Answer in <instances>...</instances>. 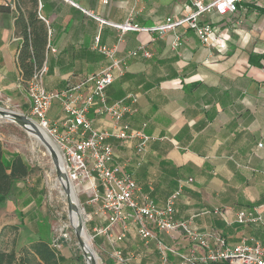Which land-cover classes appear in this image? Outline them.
Here are the masks:
<instances>
[{
    "label": "crops",
    "instance_id": "1",
    "mask_svg": "<svg viewBox=\"0 0 264 264\" xmlns=\"http://www.w3.org/2000/svg\"><path fill=\"white\" fill-rule=\"evenodd\" d=\"M71 1L37 0V15L47 28L44 87L62 90L108 64L93 47L98 36L122 60V73L114 71L106 88L107 101L130 106L123 121L151 136L142 156L136 153V139H108L140 192L163 205L180 187L174 219L189 222L191 231H215L230 244L251 238L264 244V227L232 221L238 210L251 207L264 219V0H238L234 13L203 15L222 30L224 48L202 43L185 23L158 32L167 17L183 16L190 0ZM21 14L26 18L28 12ZM17 15L0 13V94L22 111L28 101L16 60L21 42ZM129 16L140 29L120 34L112 24ZM141 45L150 57L128 56ZM89 115L95 128H111L108 117L95 116L93 110ZM47 116L61 121L64 113L54 102ZM92 222L91 229L105 225L97 218ZM123 230L114 246L127 264H161L159 243L167 248L168 264L180 263L177 252L202 251L181 232L141 239L131 220ZM118 231L114 226L112 232ZM99 237L97 245L111 257L113 245Z\"/></svg>",
    "mask_w": 264,
    "mask_h": 264
},
{
    "label": "built area",
    "instance_id": "2",
    "mask_svg": "<svg viewBox=\"0 0 264 264\" xmlns=\"http://www.w3.org/2000/svg\"><path fill=\"white\" fill-rule=\"evenodd\" d=\"M12 1L0 0L9 3L10 6ZM65 1L72 3L71 0ZM187 8V12L180 18L167 17L164 24L157 26L158 32L163 33L185 23L202 43L216 45L219 48L226 47L222 30L203 20V15L210 12H215L219 16L234 13L238 8V0H212L206 4L202 0H190ZM130 17L121 23L112 24L120 34L140 29ZM178 44L179 39L175 36L173 45ZM93 47L109 59L108 64L97 72L88 74L77 84L62 90H47L43 85L46 66L41 64L35 67L24 86L28 109L25 112L19 110L33 120L51 140L62 161L64 176L61 179L70 182L77 195L81 194L79 200L80 197H84V201L81 202L83 206L91 207L88 222L94 218L105 222V225H96L91 229L92 238L104 236L113 245L111 258L114 263L127 264L128 259L114 244L122 240L123 229L127 221L131 220L136 224V233L141 239L153 238L156 232L168 234L181 232L202 249L200 253H196L194 247L185 253L177 252L179 264H264V244L260 241L251 238L250 241L241 239L235 244H230L215 231L202 233L191 231L189 222L175 220V205L180 187L166 198L163 205H157L148 195L140 192L131 173L125 172L123 165L116 161L114 147L108 139L116 138L121 142L136 139V153L142 156L151 136L142 130L131 129L128 123L123 121L124 116L132 112L130 106L122 101L110 103L107 101L106 88L114 80V71L122 73V60L114 57V48L101 45L98 36ZM138 55L150 57L151 53L142 45L128 52V56ZM54 102L64 113L61 121L48 119L47 113ZM91 110L95 116L108 117L112 124L111 128L107 130L95 128L93 117L89 116ZM45 148L56 172V164L60 167L58 158L55 157V164L51 151ZM232 221L264 227V219L255 207L238 210ZM114 226H119V231L115 234L112 232ZM159 246L161 264H168L167 248L161 243Z\"/></svg>",
    "mask_w": 264,
    "mask_h": 264
},
{
    "label": "rangeland",
    "instance_id": "3",
    "mask_svg": "<svg viewBox=\"0 0 264 264\" xmlns=\"http://www.w3.org/2000/svg\"><path fill=\"white\" fill-rule=\"evenodd\" d=\"M35 7L36 5L31 0H16L14 6L10 8L11 16L30 12ZM0 108L19 110L8 97L2 94H0ZM0 142L6 149L20 153L33 167V171L28 177L16 182V189L13 188L8 196L0 200V249L6 251L13 249L15 253H18L22 246L27 245L31 240L37 239L38 236L27 227L25 222L27 215L33 212L40 220L46 223L48 240L51 245L58 248L62 254L76 263L86 264L72 228L68 227L63 232L58 229V226L68 222L66 203L57 183L53 163L45 146L42 143H38L36 139L17 124L3 120H0ZM38 175H40L44 187L41 204L37 206L32 203L28 207H22L19 204L21 198L27 194L28 189L33 185L34 178ZM19 188H22V195L20 196L16 193ZM80 195L78 194L77 198L80 208H83L82 215L85 220V228L90 236L94 250L101 259L100 264H113V259L107 255L104 247L94 243L93 232L87 229L89 215H86L88 213L79 200Z\"/></svg>",
    "mask_w": 264,
    "mask_h": 264
},
{
    "label": "trees",
    "instance_id": "4",
    "mask_svg": "<svg viewBox=\"0 0 264 264\" xmlns=\"http://www.w3.org/2000/svg\"><path fill=\"white\" fill-rule=\"evenodd\" d=\"M31 1L34 5L37 4V0ZM260 10L264 11L263 8ZM10 11L9 3L0 2V13H9ZM15 26L21 36V42L17 46L16 60L22 78L26 81L32 75L34 68L39 66L43 60L47 43V28L38 17L36 9L28 12L26 18H23L22 14L17 15ZM22 111L25 112L26 110L22 109ZM32 171L33 167L20 153L6 149L0 142V200L8 196L13 188L16 189V182L27 178ZM21 189L16 190L19 196L22 195ZM43 193L42 179L38 175L34 178L33 185L28 189L27 194L21 198L19 204L22 207H28L32 203L39 206ZM80 200L83 202L84 197H80ZM84 209L87 213L91 212L89 206L84 205ZM26 218L27 227L38 236L37 239L22 246L18 253H15L13 249L8 251L0 249V264H78L50 244L46 223L40 220L36 214L32 212ZM92 221L87 224L89 231L93 226ZM93 241L99 244L101 238L95 236Z\"/></svg>",
    "mask_w": 264,
    "mask_h": 264
},
{
    "label": "bare ground",
    "instance_id": "5",
    "mask_svg": "<svg viewBox=\"0 0 264 264\" xmlns=\"http://www.w3.org/2000/svg\"><path fill=\"white\" fill-rule=\"evenodd\" d=\"M0 120L9 121L17 124L23 130H25L29 135H31L34 139H36L38 143H42L49 150H52L53 152L51 151V153L53 157L58 158V162L60 165V167L58 168L62 174L63 172L62 161L54 145L51 143V140L47 137V135L39 128V126L33 120H31L29 117H27L24 113L20 112L19 110L2 109V108H0ZM62 176L63 175H61L59 179L57 178V183L58 185L60 184L59 188L63 194V198L66 203V210H67L66 216L68 222L58 226V229L61 232H63L64 229L71 227L76 236L78 247L82 251L81 253L84 256L86 263L90 264L91 260L93 259V264H100L101 259L94 250L92 246L93 244L91 243L90 240V236L85 228V220L82 215L83 208L81 209L79 206L76 189L73 187V185L70 182H68L65 179H61Z\"/></svg>",
    "mask_w": 264,
    "mask_h": 264
},
{
    "label": "water",
    "instance_id": "6",
    "mask_svg": "<svg viewBox=\"0 0 264 264\" xmlns=\"http://www.w3.org/2000/svg\"><path fill=\"white\" fill-rule=\"evenodd\" d=\"M50 151H52V150H50ZM53 152V151H52ZM51 155H52V153H51ZM52 157H53V155H52ZM53 160H54V162H55V164H56V159H55V157H53ZM56 173H57V176H58V178H60V176L61 175H63V173L61 174V172L59 171V168H58V166H57V164H56ZM64 176V175H63ZM86 264H88V263H86ZM90 264H93V259L91 260V263Z\"/></svg>",
    "mask_w": 264,
    "mask_h": 264
}]
</instances>
